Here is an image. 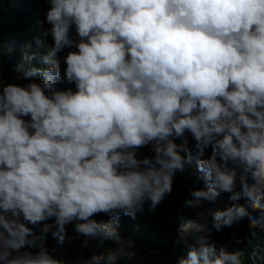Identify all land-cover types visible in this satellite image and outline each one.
<instances>
[{
	"label": "clouds",
	"instance_id": "1",
	"mask_svg": "<svg viewBox=\"0 0 264 264\" xmlns=\"http://www.w3.org/2000/svg\"><path fill=\"white\" fill-rule=\"evenodd\" d=\"M37 2L0 0V30ZM44 2L14 80L0 55V264H146L120 218L155 212L193 161L184 207L228 194L197 217L264 232V0ZM206 227L181 226L174 264H256L189 242Z\"/></svg>",
	"mask_w": 264,
	"mask_h": 264
},
{
	"label": "trees",
	"instance_id": "2",
	"mask_svg": "<svg viewBox=\"0 0 264 264\" xmlns=\"http://www.w3.org/2000/svg\"><path fill=\"white\" fill-rule=\"evenodd\" d=\"M48 4L44 0H38L33 9L28 13L20 8L19 12L13 13V19L3 22V28L0 30V55L3 59L4 77L8 81L14 80L19 73L16 71V66L26 48L23 44L32 43L31 49L28 53L37 51L35 43V36H39L42 30L37 22L43 20V14L47 9ZM18 14L20 16L18 17ZM44 27H47L45 25ZM48 47H51V39L43 37ZM3 47H6L3 49ZM43 51L42 49L40 50ZM192 154L195 156L196 149L192 147ZM148 153V149L141 150ZM190 172L189 176L179 174L175 177L173 191L168 195L164 201L157 207L155 212L148 211L147 204L143 213H137L136 218L130 216H122L120 218V232L124 237H130L135 240L142 255L148 251L155 250L154 255L165 256L174 260L179 256H186L187 248L183 244H179L180 228L187 220L194 214L191 212L193 208H185L184 200L190 196V191L199 187H203V183L198 181V173L196 171V164L186 167ZM228 194H223L215 203H205L208 208H223L229 205ZM240 203L247 206V201L241 200ZM250 208V207H249ZM205 209V210H206ZM250 214L259 217L260 212L250 208ZM199 224H206L204 231H197L190 229L188 232L189 242H194L200 236L209 237V242H214L217 247L226 246L231 242H237L236 249L246 250L251 253L254 249L257 251L256 264H264V232L259 229L251 230L247 219L235 223L231 227H225L221 231H216L212 226L211 216L199 217ZM256 235L253 236L252 232ZM69 234L72 233L68 229ZM49 245L53 244L51 237H49ZM176 249V253L174 252ZM235 249V250H236ZM154 255L148 256V259ZM151 264H156L155 262ZM251 264V261H248Z\"/></svg>",
	"mask_w": 264,
	"mask_h": 264
},
{
	"label": "rangeland",
	"instance_id": "3",
	"mask_svg": "<svg viewBox=\"0 0 264 264\" xmlns=\"http://www.w3.org/2000/svg\"><path fill=\"white\" fill-rule=\"evenodd\" d=\"M180 173H178L176 176H178ZM181 175H186V176H189L190 175V172L189 170L186 168L185 172ZM190 178V176H189ZM208 201H203L202 202V205L196 209H193V211L191 212L192 214H194L192 217L190 218H196L197 219V222H198V218L197 217V213L200 212V211H203L206 209V206H205V203H207ZM248 210L250 211V208H248ZM196 230V229H195ZM237 242H231L228 244V249L229 250H235L237 248ZM145 258H146V264H151L153 262H155L156 264H174L173 260L171 258H165V256H161V255H154L152 258L148 259V256L145 255Z\"/></svg>",
	"mask_w": 264,
	"mask_h": 264
},
{
	"label": "water",
	"instance_id": "4",
	"mask_svg": "<svg viewBox=\"0 0 264 264\" xmlns=\"http://www.w3.org/2000/svg\"><path fill=\"white\" fill-rule=\"evenodd\" d=\"M174 252L176 253V249H174ZM177 254V253H176Z\"/></svg>",
	"mask_w": 264,
	"mask_h": 264
}]
</instances>
